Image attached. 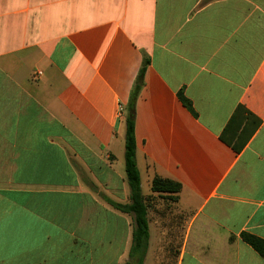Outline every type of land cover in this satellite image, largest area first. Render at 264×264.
<instances>
[{"label": "crops", "instance_id": "1", "mask_svg": "<svg viewBox=\"0 0 264 264\" xmlns=\"http://www.w3.org/2000/svg\"><path fill=\"white\" fill-rule=\"evenodd\" d=\"M144 57L139 264H264V0H0V264H138Z\"/></svg>", "mask_w": 264, "mask_h": 264}, {"label": "trees", "instance_id": "2", "mask_svg": "<svg viewBox=\"0 0 264 264\" xmlns=\"http://www.w3.org/2000/svg\"><path fill=\"white\" fill-rule=\"evenodd\" d=\"M149 60L144 57L141 66L138 70L125 113V133H124V171L129 188V202L118 203L111 199L105 198L115 208L122 212L131 213L133 217V232H132V248L131 250L139 251L138 264L141 262L148 240V224H147V208L148 201L151 200V195H144L141 191L140 173L136 164V143L134 136V104L137 93L141 87L145 68ZM181 100L187 106H190L188 100L180 95ZM152 192L170 193L169 199L176 200L177 193L180 191V183L168 178H163L155 175L151 180L150 185ZM241 239L249 244L262 258H264V239L249 233L241 232Z\"/></svg>", "mask_w": 264, "mask_h": 264}, {"label": "rangeland", "instance_id": "3", "mask_svg": "<svg viewBox=\"0 0 264 264\" xmlns=\"http://www.w3.org/2000/svg\"><path fill=\"white\" fill-rule=\"evenodd\" d=\"M143 187H144V190H146V185L145 184L143 185ZM157 198L159 200H163V199L165 200V199H168V196L164 195V194H160L159 196H157ZM9 239H10L9 235H5V237L3 238L4 241H7ZM20 239H23V238L21 237Z\"/></svg>", "mask_w": 264, "mask_h": 264}, {"label": "built area", "instance_id": "4", "mask_svg": "<svg viewBox=\"0 0 264 264\" xmlns=\"http://www.w3.org/2000/svg\"><path fill=\"white\" fill-rule=\"evenodd\" d=\"M121 110V109H120Z\"/></svg>", "mask_w": 264, "mask_h": 264}]
</instances>
